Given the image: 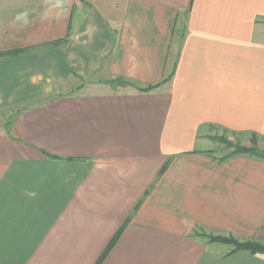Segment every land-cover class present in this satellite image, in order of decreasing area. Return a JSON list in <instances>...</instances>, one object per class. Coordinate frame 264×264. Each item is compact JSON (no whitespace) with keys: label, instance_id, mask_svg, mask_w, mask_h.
Instances as JSON below:
<instances>
[{"label":"crops","instance_id":"crops-1","mask_svg":"<svg viewBox=\"0 0 264 264\" xmlns=\"http://www.w3.org/2000/svg\"><path fill=\"white\" fill-rule=\"evenodd\" d=\"M16 105L0 264H264V0H0Z\"/></svg>","mask_w":264,"mask_h":264},{"label":"rangeland","instance_id":"rangeland-1","mask_svg":"<svg viewBox=\"0 0 264 264\" xmlns=\"http://www.w3.org/2000/svg\"><path fill=\"white\" fill-rule=\"evenodd\" d=\"M114 80L116 81L118 79H114ZM106 84H108L109 87L115 86V84H109V83H106ZM86 87L88 86L83 84V86L81 87V90H78V91H84L85 89L83 88H86ZM103 88L104 86H98L96 87V90H102ZM20 107L21 106H17V105L10 106V107H1V110H0V120H1L0 125H2L1 129L2 128L5 129L7 127L14 111L18 110ZM220 139L226 144L225 145L223 143L225 145L226 150L235 151L236 149H238V147H243L252 152H256L264 156V138H262L261 136H257V137L253 136L252 138H250L249 142H246L242 136L239 138H229L227 134L222 135ZM195 232L197 235H200L205 239L206 238L209 239V236H215L212 233L208 234L202 230H198V231L196 230ZM236 239L240 240L239 238H236ZM227 244L229 245L230 248H234L233 244H229V243Z\"/></svg>","mask_w":264,"mask_h":264},{"label":"trees","instance_id":"trees-1","mask_svg":"<svg viewBox=\"0 0 264 264\" xmlns=\"http://www.w3.org/2000/svg\"><path fill=\"white\" fill-rule=\"evenodd\" d=\"M151 88V86L149 87H145L143 88L144 90ZM235 152H248L251 154H256V155H260L259 153L256 152H252L246 148L243 147H238V149L235 150ZM209 240L210 241H220V242H224V243H229V244H233L234 248L232 250H249L253 253H264V242H260V241H256V240H251V239H245V240H238L236 239L234 236H222V235H215V236H209ZM113 243V241H112ZM111 244L108 248V250L110 249ZM108 250H106V252L104 253V256L107 254Z\"/></svg>","mask_w":264,"mask_h":264}]
</instances>
